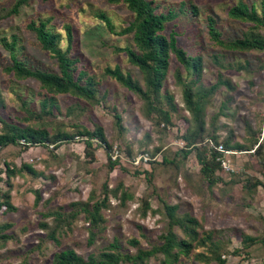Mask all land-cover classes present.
Masks as SVG:
<instances>
[{"label":"rangeland","instance_id":"rangeland-1","mask_svg":"<svg viewBox=\"0 0 264 264\" xmlns=\"http://www.w3.org/2000/svg\"><path fill=\"white\" fill-rule=\"evenodd\" d=\"M243 1L254 4L260 13L261 0ZM15 2L0 0V130L6 121L44 127L49 134L66 131L73 138L56 145L50 141L25 145L21 141L0 146V201L6 199L12 206L0 207V224L9 223L0 230V264H50L54 252L62 248L86 257L99 253L113 239L120 252L133 255L139 248L160 244L159 235L169 228L176 239L187 238L183 227L188 216L197 219V236L210 233L217 246L205 240L194 244L187 255L165 263L164 253L157 251L146 257L145 264H221L210 258L213 249L224 264H264V50L224 48L209 37L204 22L210 13L223 37L242 36L251 29V23L227 15L228 8L239 0H157L158 9L173 11V17L164 22L163 32L176 31L181 47L202 56V83L210 85L220 76L229 78L234 86L219 85L204 97L202 135L184 158L175 154L183 149V137L195 130L196 123L185 108L182 86L174 71L178 69L184 81L190 76L176 57L171 54L163 78L162 90L173 95L169 123H157L136 93L103 73L106 66L118 65L122 73H130L143 83L138 66L115 48L133 44L131 32H118L133 16L124 0H29L12 13ZM192 4L196 11H192ZM98 13L109 18L113 30ZM38 18L46 20L61 49L68 44L64 25L70 27L73 39L69 56L77 58L76 69L82 68L97 79L92 98L47 92L35 79H15L2 69L11 60L1 37L10 39L14 34L18 58L30 67L58 72L56 59L26 27L29 20ZM258 32L264 36V26ZM49 95L55 97L58 106L41 111L40 102ZM163 105L167 107L166 101ZM115 113L121 116L119 127ZM95 125L102 128L112 146L107 152L94 137L93 155H89L85 135L76 131ZM215 140L245 148L229 147L221 152L215 168L219 177L209 183L200 170L196 150L210 158ZM259 141L256 152L253 147ZM109 160L114 162L112 168ZM6 163L17 169L15 174L7 173ZM122 194L126 195L123 202ZM100 199L104 200L100 208L103 219L97 227H91L84 211L71 217L80 205ZM170 205L175 206L172 214L167 207ZM48 210L65 212V222L54 219L53 214L45 216L43 212ZM91 230L95 234L87 242ZM52 231L56 240L49 237ZM244 235L257 239L245 245ZM132 238L136 240L133 244L129 242Z\"/></svg>","mask_w":264,"mask_h":264},{"label":"trees","instance_id":"trees-1","mask_svg":"<svg viewBox=\"0 0 264 264\" xmlns=\"http://www.w3.org/2000/svg\"><path fill=\"white\" fill-rule=\"evenodd\" d=\"M29 0H16L14 5L10 8L12 13H16L18 8L22 4H26ZM118 1V0H109ZM127 7L133 11V16L126 27L122 28L119 33L131 32L132 46H116L117 50H122L127 56V60L136 66L141 73V83L136 78L132 77L130 73H122L118 65L113 67L106 66L103 68V73L109 75L114 80L118 81L124 88L136 93L144 104V109L147 113H154L157 123L165 122L169 123L170 108L173 103V95L168 90H162L163 78L166 70L169 67L170 57L173 54L178 63L182 65L185 72L189 74V80H182L178 69L174 71V77L182 86V94L185 108L190 110L192 117L195 120V130L191 133L184 135L186 144L183 149L176 152V158H184L188 152H190V145L197 141L203 130V99L205 96L211 94L219 85H225L227 88H234L233 83L229 78L217 77V80L210 85H204L200 79L202 66V56L199 53L191 54L178 44L177 33L171 30L169 34L163 32L164 22L173 17V11L171 9L160 10L158 9L157 0H124ZM192 11H196L197 7L191 5ZM228 16L234 20H243L251 23V29L245 31L242 36L237 38H226L222 36L221 31L214 22L213 15H205V23L209 37L217 44L224 48L233 50H246V49H261L264 50V36L258 32L260 26H264V0H261L260 13L256 10L254 4H247L243 0H239L235 5L232 4L228 10ZM97 16L101 18L108 29L113 30V25L107 16L102 13H98ZM65 26L66 36L68 44L65 49H61L57 45L52 30L46 26L45 19H31L26 23V27L31 29L36 39L41 44V47L48 50L51 55L56 59L58 72L49 69H42L38 67H30L24 59L18 58L16 53L17 37L13 34L10 35V39L6 36L1 37L2 45L7 49L11 63L6 66H2V69L11 73L15 78L30 77L39 82L40 86L45 88L47 92H71L76 93L85 98H92L94 96V85L97 83L93 74H87L84 69H76L77 58H71L69 51L71 49L72 32L70 27ZM217 59V54L213 55ZM166 101L167 107L163 105ZM41 111H50L52 106L57 107L58 104L55 101L53 95L44 97L41 102ZM116 125L120 126L121 116L119 113H115ZM2 129L0 130V146L7 144H20L21 141L25 144L43 143L44 141H50L56 145L62 140H70L72 135L66 133V131H56L53 134H49L44 127H32V126H17L11 122L3 121ZM79 134L85 135V147L87 153L93 155L92 138H96L98 145H103L107 152L111 149V143L107 137L103 134L102 128L99 125H95L92 129L81 126L76 131ZM211 156L208 158L200 150H196L197 160L200 163V170L203 176L209 183L215 182L219 176L215 174V168L219 163L216 158L220 157L221 150L217 148L218 144H221L225 150L227 148H240L244 149L243 145H232L228 140L224 143L215 140L212 141ZM254 151L258 152L261 142H255ZM247 148V147H246ZM252 148V147H248ZM110 167L114 166V162L109 160ZM264 163V160H263ZM25 166L32 172L35 170L29 165ZM7 173L15 174L17 169L14 166L6 163ZM103 185V191H106L105 182ZM36 201L39 199V193L35 191ZM126 198L125 194L120 195V199L123 202ZM103 199L95 200L91 205L84 203L80 205L73 213L71 217L77 214V211H84L91 227H97L102 221L103 216L100 212ZM76 203H72L74 206ZM12 208L10 203L5 199L0 201V207ZM168 211L172 214L171 210L175 208L174 205L167 206ZM46 215H54V219L62 220L65 222V212L61 210H48L43 212ZM180 220H176L179 222ZM183 229L185 230L186 237L181 239L175 238V232L172 229H168L167 232L159 235L161 242L158 245L151 246L150 248H139L133 255L129 253H122L119 247L116 245L115 240H111L107 243L104 249L99 253L91 252L86 257L77 253L71 248H62L54 252L52 261L50 264H119L124 261L130 262V264H145L146 257L154 254L157 251L164 253V259L162 262L170 260H177L178 257L183 254L187 255L194 244H201L205 240L210 242V245L217 246L210 238L211 234L204 232L202 235H198V231L195 228L197 219L188 216L185 219ZM190 223V227H187V223ZM9 223L0 224V230L7 228ZM41 225L46 227V222H41ZM54 231L50 233L49 237L56 240L53 235ZM94 231H90L87 236V242L93 240ZM4 236V235H2ZM264 237V231L263 236ZM257 239L251 235H244L242 240L245 245H250ZM132 244L136 242L134 238L130 240ZM175 247L176 251H172ZM211 259H216L219 263L224 264L225 260L220 257L219 253L213 249Z\"/></svg>","mask_w":264,"mask_h":264},{"label":"built area","instance_id":"built-area-1","mask_svg":"<svg viewBox=\"0 0 264 264\" xmlns=\"http://www.w3.org/2000/svg\"><path fill=\"white\" fill-rule=\"evenodd\" d=\"M217 148H218L219 150L223 151V152H227V150H225L221 144H218V145H217ZM222 164L224 165V160H223V159H222Z\"/></svg>","mask_w":264,"mask_h":264}]
</instances>
